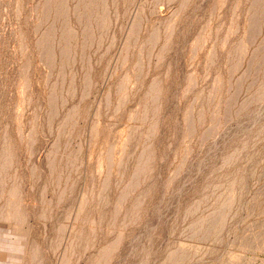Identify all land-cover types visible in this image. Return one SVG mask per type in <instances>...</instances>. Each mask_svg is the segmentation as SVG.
I'll return each mask as SVG.
<instances>
[{"label": "rangeland", "instance_id": "374dc122", "mask_svg": "<svg viewBox=\"0 0 264 264\" xmlns=\"http://www.w3.org/2000/svg\"><path fill=\"white\" fill-rule=\"evenodd\" d=\"M263 107L264 0H0V264H264Z\"/></svg>", "mask_w": 264, "mask_h": 264}, {"label": "bare ground", "instance_id": "6f19581e", "mask_svg": "<svg viewBox=\"0 0 264 264\" xmlns=\"http://www.w3.org/2000/svg\"><path fill=\"white\" fill-rule=\"evenodd\" d=\"M259 106H260V105H259ZM261 108H262V107H261ZM263 108H264V107H263ZM259 109H260V108H259ZM261 112H262V111H261ZM251 115H252V114H251ZM253 115H254V114H253ZM259 115H260V114H259ZM259 115H257V116H259ZM263 115H264V114H263ZM249 116H250V115H249ZM246 118H248V117H246ZM253 118H254V117H253ZM256 118H257V117H256ZM261 118H262V117H261ZM261 118L258 117V122H259V120H260ZM249 119H250V118H249ZM238 121H239V120H238ZM254 121H256V120H254ZM236 122H237V121H236ZM251 122H252V121H251ZM251 122H249V123H251ZM247 123H248V121H247ZM252 123H253V122H252ZM254 123H255V122H254ZM256 123H257V122H256ZM245 125H246V124H245ZM248 125H249V124H248ZM250 125H251V124H250ZM250 125H249V126H250ZM240 126H241V125H240ZM240 126H239V127H240ZM242 126H244V125H242ZM242 126H241V127H242ZM252 126H253V125H252ZM247 127H248V126H247ZM227 128H228V127H227ZM245 128H246V127H245ZM231 129H232V128H231ZM231 129H229V130L231 131ZM233 129H234V128H233ZM234 130H235V129H234ZM242 130H243V129H242ZM242 130H241V131H242ZM226 131H227V129H226ZM230 131H229V133H231ZM239 131H240V130H239ZM222 133H223V132H222ZM222 133H221V134H222ZM232 133H234V131H233ZM239 134H240V133H239ZM231 135H232V134H231ZM234 135H235V134H234ZM234 135H233V136H234ZM219 136H220V134H219ZM220 137H222V136H220ZM220 137H219V139H220ZM225 137H226V134H225ZM228 138H229V137H228ZM228 138H227V139H228ZM224 139H225V138H224ZM230 139H231V137H230ZM220 141H221V140H220ZM223 141H224V140H222V142H223ZM227 141H228V140H227ZM212 143H213V142H212ZM216 143H217V142H216ZM216 143H215V144H216ZM224 143H225V142H224ZM219 144H220V143H219ZM222 144H223V143H222ZM222 144H220V146H221ZM212 145H214V144H212ZM211 148H212V147H211ZM213 149H214V147H213ZM220 149H221V148H220ZM220 149H219V150H220ZM207 152H208V151H207ZM208 153H209V152H208ZM211 153H212V152H211ZM215 154H216V153H215ZM209 155H211V154H209ZM213 156H214V155H213ZM215 156H216V155H215ZM206 157H207V155H206ZM210 158H212V157H210ZM203 159H204V158H203ZM207 159H208V158H207ZM206 161H207V160H206ZM209 162H210V161H209ZM199 164H200V163H199ZM199 164H197V165H199ZM201 164H202V163H201ZM207 164H208V163H207ZM197 165H196V166H197ZM202 165H203V164H202ZM193 166H194V165H193ZM199 167H200V166H199ZM203 167H204V166H203ZM206 168H207V167H206ZM208 168H209V167H208ZM197 169H198V168H197ZM198 170H199V169H198ZM203 170H204V169H203ZM203 170H202V171H203ZM186 172H187V170L185 171V173H186ZM199 173H201V172H199ZM199 173L197 174V176L199 175ZM195 175H196V174H195ZM196 178H197V177H193L194 180H195ZM186 179H187V178H186ZM188 179H189V178H188ZM179 180H180V179H179ZM184 181H185V180H183V182H184ZM192 181H193V180H191V182H192ZM186 184H187V183H186ZM189 184H191V183H189ZM181 185H182V184H181ZM182 186H183V185H182ZM182 186H181V188H182ZM188 186H189V185H188ZM190 186H191V185H190ZM186 188H187V187H186ZM189 190H190V188H189ZM178 191H180V190H178ZM187 192H188V191H187ZM176 193H177V192H176ZM179 196H180V195H179ZM177 198H178V197H177ZM172 199H173V198H172ZM168 202H169V201H168ZM176 204H177V203H176ZM176 204H175V205H176ZM170 205H171V204H170ZM176 206H177V205H176ZM159 207H160V206H159ZM171 207H172V206H171ZM168 210H169V209H168ZM168 210H167V211H168ZM170 210H171V209H170ZM176 210H177V208H176ZM163 211H164V210H163ZM163 211H162V212H163ZM160 212H161V211H160ZM161 217H162V216H161ZM155 223H156V222H155ZM153 225H154V224H153ZM145 230H146V229H145ZM146 231H147V230H146ZM146 231H145V232H146ZM145 232H144V233H145ZM148 232H149V230H148ZM148 232H147V234H148ZM147 234H146V235H147ZM149 234H150V233H149ZM138 237H139V236H138ZM140 237H141V236H140ZM143 237H144V236H143ZM145 237H146V236H145ZM148 237H149V235H148ZM148 237H147V238H148ZM141 239L143 240L142 237H141ZM141 239H140V240H141ZM136 243H137V242H136ZM134 244H135V243H134ZM137 244H138V243H137ZM162 244H163V243H162ZM133 249H134V248H133ZM135 249H136V247H135ZM155 251H156V250H155ZM132 252H135V251H132ZM140 252H141V251H140ZM159 252H160V251H159ZM158 254H159V253H158ZM159 255H160V254H159ZM124 258H125V257H124ZM158 258H159V257H158ZM153 260H154V258H153ZM151 264H152V263H151Z\"/></svg>", "mask_w": 264, "mask_h": 264}]
</instances>
